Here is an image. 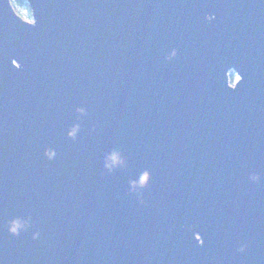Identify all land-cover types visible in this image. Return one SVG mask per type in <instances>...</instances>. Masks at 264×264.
Here are the masks:
<instances>
[{
	"label": "water",
	"instance_id": "water-1",
	"mask_svg": "<svg viewBox=\"0 0 264 264\" xmlns=\"http://www.w3.org/2000/svg\"><path fill=\"white\" fill-rule=\"evenodd\" d=\"M26 2L0 0V264H264V0Z\"/></svg>",
	"mask_w": 264,
	"mask_h": 264
},
{
	"label": "trees",
	"instance_id": "trees-1",
	"mask_svg": "<svg viewBox=\"0 0 264 264\" xmlns=\"http://www.w3.org/2000/svg\"><path fill=\"white\" fill-rule=\"evenodd\" d=\"M13 4V0H12ZM16 7L15 11L24 19H31L30 7L26 0H15Z\"/></svg>",
	"mask_w": 264,
	"mask_h": 264
},
{
	"label": "rangeland",
	"instance_id": "rangeland-1",
	"mask_svg": "<svg viewBox=\"0 0 264 264\" xmlns=\"http://www.w3.org/2000/svg\"><path fill=\"white\" fill-rule=\"evenodd\" d=\"M26 21L28 22H33L32 19H26ZM238 76L232 71L231 74H230V81H231V84H234L237 80H238Z\"/></svg>",
	"mask_w": 264,
	"mask_h": 264
},
{
	"label": "clouds",
	"instance_id": "clouds-1",
	"mask_svg": "<svg viewBox=\"0 0 264 264\" xmlns=\"http://www.w3.org/2000/svg\"><path fill=\"white\" fill-rule=\"evenodd\" d=\"M13 6L16 7L15 0H13ZM238 79H239V78H238ZM49 155H51V153H49ZM12 231H13V232L16 231L15 227H13ZM242 251H243V249H242Z\"/></svg>",
	"mask_w": 264,
	"mask_h": 264
}]
</instances>
